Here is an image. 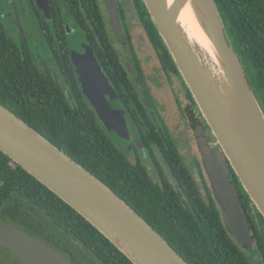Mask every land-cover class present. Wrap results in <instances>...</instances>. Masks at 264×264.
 <instances>
[{
    "label": "flooded vegetation",
    "instance_id": "flooded-vegetation-1",
    "mask_svg": "<svg viewBox=\"0 0 264 264\" xmlns=\"http://www.w3.org/2000/svg\"><path fill=\"white\" fill-rule=\"evenodd\" d=\"M216 4L264 110V0ZM88 56L112 89L104 95L110 108L123 114L122 134L99 119L82 91L78 66ZM79 95L102 124L108 150L129 162V179L144 181L150 199L169 205L172 193L184 203L180 183L186 181L201 199L215 201L199 138L218 144L143 0H0V104L19 117L59 115L62 99L76 104ZM126 201L144 209L146 199ZM9 203L0 205V225H15L62 252L61 227L43 219L42 209ZM242 207L251 246L243 248L232 236L250 262L264 264V218L255 206ZM0 264H20L1 242Z\"/></svg>",
    "mask_w": 264,
    "mask_h": 264
},
{
    "label": "water",
    "instance_id": "water-1",
    "mask_svg": "<svg viewBox=\"0 0 264 264\" xmlns=\"http://www.w3.org/2000/svg\"><path fill=\"white\" fill-rule=\"evenodd\" d=\"M143 2L219 146L213 148L207 138H199L202 165L222 220L247 248L251 237L224 156L264 218V111L215 0ZM85 62L78 66L83 93L99 119L122 134L123 114L111 109L104 97L111 87L92 56ZM0 151L84 217L133 264H188L112 188L2 104ZM0 242L20 264H72L62 252L12 224L0 225Z\"/></svg>",
    "mask_w": 264,
    "mask_h": 264
},
{
    "label": "trees",
    "instance_id": "trees-1",
    "mask_svg": "<svg viewBox=\"0 0 264 264\" xmlns=\"http://www.w3.org/2000/svg\"><path fill=\"white\" fill-rule=\"evenodd\" d=\"M86 104L79 95L76 104L62 99L58 104L59 115H24L21 118L125 201L145 198L144 209L131 207L188 264H252L228 232L218 205L212 198L209 203L201 199L194 185H186V181L180 183L187 198L184 203L176 194L170 193V204L161 205L156 199L149 198L144 181L132 183L133 180L129 179L131 165L125 159H119L117 149L108 150L106 132ZM224 162L230 168V181L236 186L240 203L247 208L250 204L253 206L225 156ZM12 199L16 202L23 200L29 209L35 206L42 209L43 219L61 227L59 246L72 264H133L84 217L0 151V205L8 204Z\"/></svg>",
    "mask_w": 264,
    "mask_h": 264
},
{
    "label": "rangeland",
    "instance_id": "rangeland-1",
    "mask_svg": "<svg viewBox=\"0 0 264 264\" xmlns=\"http://www.w3.org/2000/svg\"><path fill=\"white\" fill-rule=\"evenodd\" d=\"M247 257H248V254H247ZM248 258H249V257H248ZM251 262H252L253 264H255V263H256L254 260H251Z\"/></svg>",
    "mask_w": 264,
    "mask_h": 264
},
{
    "label": "bare ground",
    "instance_id": "bare-ground-1",
    "mask_svg": "<svg viewBox=\"0 0 264 264\" xmlns=\"http://www.w3.org/2000/svg\"><path fill=\"white\" fill-rule=\"evenodd\" d=\"M188 22H189V20H188Z\"/></svg>",
    "mask_w": 264,
    "mask_h": 264
}]
</instances>
